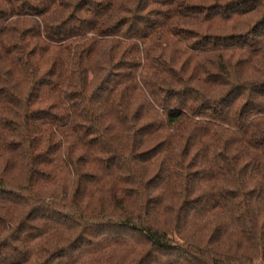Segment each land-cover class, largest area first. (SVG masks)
Wrapping results in <instances>:
<instances>
[{"label":"trees","instance_id":"16d2710c","mask_svg":"<svg viewBox=\"0 0 264 264\" xmlns=\"http://www.w3.org/2000/svg\"><path fill=\"white\" fill-rule=\"evenodd\" d=\"M0 264H264V0H0Z\"/></svg>","mask_w":264,"mask_h":264}]
</instances>
